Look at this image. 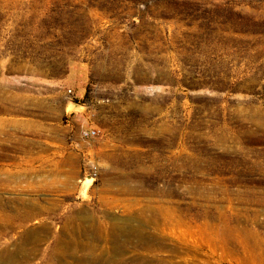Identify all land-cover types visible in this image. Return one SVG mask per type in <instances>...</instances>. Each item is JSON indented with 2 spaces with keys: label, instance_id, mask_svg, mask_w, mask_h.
I'll use <instances>...</instances> for the list:
<instances>
[{
  "label": "rangeland",
  "instance_id": "374dc122",
  "mask_svg": "<svg viewBox=\"0 0 264 264\" xmlns=\"http://www.w3.org/2000/svg\"><path fill=\"white\" fill-rule=\"evenodd\" d=\"M0 198L41 207L0 232V264L24 262L16 245L90 264L98 249L58 253L66 219L145 210L173 223L124 256L264 264L247 254L264 247V0H0Z\"/></svg>",
  "mask_w": 264,
  "mask_h": 264
},
{
  "label": "bare ground",
  "instance_id": "6f19581e",
  "mask_svg": "<svg viewBox=\"0 0 264 264\" xmlns=\"http://www.w3.org/2000/svg\"><path fill=\"white\" fill-rule=\"evenodd\" d=\"M89 180L90 179H88V181ZM18 204H20V206L18 205L12 206L8 201H4L3 199L0 198V232L10 230L14 228L17 224L22 225L27 220L37 217L41 213V207H38L28 201H23ZM152 216L155 218H153ZM90 217H91L90 215L83 214L79 222H76L72 219L65 220L62 229H60L61 233L64 234L65 238L56 240V244H55L58 253L60 251L62 254H69L72 257H74L76 260L82 261L83 259H88L89 256L76 255L74 252L77 248H84V249H88L89 251H93V249H98L99 253L95 255L93 254L92 257H89L90 259L88 260L90 264H97L101 261V259L103 260L101 261L103 264H125L126 262H133V261L134 262L139 261L142 264H187L185 260H183L185 258L182 257L183 259H181L178 256L177 247L174 248L173 250V252H175L173 256H175L176 260H171V259L162 260V259H157L153 254H149L146 256L145 254H139L136 252L129 254L127 256L123 255L124 250L129 245H139V243L144 244L145 242H148L153 238L156 241L157 238H155L156 237L155 234L159 235L160 234L159 231H165V229H167L165 226H167V224L170 223L172 224L173 221H166L165 220L166 218H162L163 225L161 226L157 222L156 219L158 218L157 215L147 212L146 210L138 213L133 212V215L131 217L120 218L118 221L115 222L113 221L111 223L92 221L91 223L85 224V221H89L91 219ZM144 220H146L147 222V223L145 222L146 225L150 226L146 230L143 228L145 227ZM36 222L39 221L36 220ZM39 223L41 224V222ZM31 229L32 231H30ZM31 229L24 231V233L22 234L25 236L23 238H25V240H28L30 242L35 237V233L33 231L34 228ZM42 229L45 230L47 229V227L43 225ZM206 232H207L206 233L207 236H205L207 237L206 239L207 240L209 239V241L213 243L214 247L217 245L218 241L223 245L222 246L223 248L226 247V243L228 242L229 243V245L227 246L228 250H224V251L229 252L230 256L232 257L234 254L237 255L236 252L237 246H235L232 243V241H230V239L233 240V238L229 236H218L219 231H217L214 226H211L209 231ZM179 233L177 238L178 239L183 238L182 233L180 234ZM82 236H86V239H83ZM132 237L135 238L133 239ZM100 241H103L104 243L98 245ZM184 244L186 245V243ZM215 248H218V246ZM16 250L21 251L22 257L25 258L24 262L17 263V259H15V252H10V251H5L4 256L3 254L1 256V259L7 261L8 264H25L27 262V258L31 256V254L33 253V250L26 249V247H21L18 249L17 245L15 246V251ZM113 252L116 253L117 255L116 257L111 255ZM150 252H152V249L150 250ZM181 252L182 251H180V253ZM247 254H249L253 258H259L260 261H264V247L254 246L252 248H249L247 250ZM157 261L159 262L157 263ZM200 264H212L209 255L206 256V259H203L202 263Z\"/></svg>",
  "mask_w": 264,
  "mask_h": 264
},
{
  "label": "built area",
  "instance_id": "2783aa9c",
  "mask_svg": "<svg viewBox=\"0 0 264 264\" xmlns=\"http://www.w3.org/2000/svg\"><path fill=\"white\" fill-rule=\"evenodd\" d=\"M91 133H93V132H91V131H89V130H85V131H84V134H85V135H89V134H91Z\"/></svg>",
  "mask_w": 264,
  "mask_h": 264
}]
</instances>
